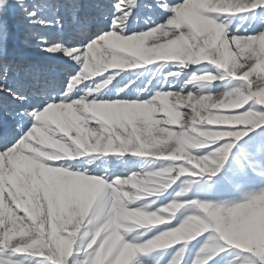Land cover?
Returning <instances> with one entry per match:
<instances>
[{"label": "snow or ice", "instance_id": "snow-or-ice-1", "mask_svg": "<svg viewBox=\"0 0 264 264\" xmlns=\"http://www.w3.org/2000/svg\"><path fill=\"white\" fill-rule=\"evenodd\" d=\"M0 264H264V0H0Z\"/></svg>", "mask_w": 264, "mask_h": 264}]
</instances>
